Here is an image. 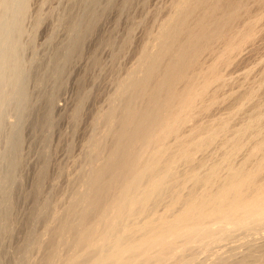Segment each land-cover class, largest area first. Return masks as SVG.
<instances>
[{
    "label": "rangeland",
    "instance_id": "1",
    "mask_svg": "<svg viewBox=\"0 0 264 264\" xmlns=\"http://www.w3.org/2000/svg\"><path fill=\"white\" fill-rule=\"evenodd\" d=\"M194 1L0 0V264H77L84 254L97 249L98 254H94L90 263L98 264L106 257L129 251V244L123 241L122 228L128 223L130 204H123L121 199L115 201L111 198L113 189H105L104 195L107 191L105 196H110L109 202L106 206L101 202L100 206L110 210L122 204L115 221L123 223L117 227L114 222L115 227L112 224L109 228L104 226L105 229L98 221L100 215L88 214L90 204L96 189L103 187L102 183L112 176L109 172L101 175L99 170L103 171L110 162L121 158L120 155L117 157V151L130 138L132 130L127 123L136 121V117L127 118V130L123 129L118 141L116 133L119 126L122 129L121 121L130 109H136L134 113L144 109L147 112V99L143 97L147 92L144 90L148 91V86L150 88L160 78L158 74H150L152 69L154 66L161 69L167 64L166 53L178 35L182 21L193 22L201 16L198 11L191 15L189 8L195 6ZM240 2L242 8L239 11L243 15L240 13V22L235 23L233 30H240L245 23H253L257 35L251 44L233 56L231 64L222 67L221 80L210 82L213 86L221 83L218 106H211L212 102L204 98L208 105L201 99L203 102L198 100L201 102L198 106H202V110L213 107L211 112L207 111L210 114L206 112L199 118L197 105L195 111L189 113L191 116L195 112L189 117L195 119L197 116L201 123L210 121L211 127V121L216 120V127L214 122L213 128L208 130L212 129L211 132H202L196 139L213 135L216 130L215 141H219L195 156V160L204 162L196 161L199 176L206 174L213 164L221 166L220 175L225 173L229 143L243 131V123H253L252 129L256 124L264 128V4L260 0V3L256 0ZM216 15L213 20H221L219 15H222L226 24L233 23L227 13ZM218 44L221 45H212L213 54L205 52L201 55L200 70H205L221 56L223 44L219 41ZM141 81L143 89L139 90ZM138 90L145 94L140 95ZM241 95H245V99ZM249 96L252 97L250 100ZM234 97L244 100L239 99L242 104L238 102L236 108H232L238 101ZM256 107L261 114L259 110V114L253 112H257ZM223 119L228 123L225 120L222 124ZM259 120L262 123H258ZM187 130H184V136ZM248 131L241 134L247 133L245 138L254 141L255 134L251 129ZM244 136L245 145L250 141ZM141 149H136L137 154L145 157L144 162L148 165L153 153L146 154ZM243 150L237 154L236 162L243 158ZM110 153L116 159L109 158ZM179 158L173 161V164L177 161L173 168L162 175L163 180L171 177L174 170L181 173L186 168L182 160L185 157L181 156V163ZM221 161L225 163L221 164ZM100 178L104 180L102 183ZM185 185L183 193L191 184ZM201 190L197 193L204 191ZM218 200L224 202L222 198ZM162 209L159 206L153 215L158 217ZM263 218L251 217L242 224L245 228L236 226L230 230V235L219 231L212 238L202 240L201 244L188 245L194 255L188 252L185 261L179 264L187 261L185 264H241L242 261L244 264H264V223L260 226ZM174 219L173 213L168 214L157 223L163 224V229L156 227L141 240L150 241L167 234L168 225ZM250 221L257 226L253 227V223L248 226ZM205 241L210 243L205 245ZM139 242L137 238L130 246Z\"/></svg>",
    "mask_w": 264,
    "mask_h": 264
},
{
    "label": "bare ground",
    "instance_id": "2",
    "mask_svg": "<svg viewBox=\"0 0 264 264\" xmlns=\"http://www.w3.org/2000/svg\"><path fill=\"white\" fill-rule=\"evenodd\" d=\"M260 1L261 4H264V0ZM194 2L193 5L195 6L193 8L191 7L192 9L189 8L191 15H194L195 12L197 13L198 11L199 14L201 13V16L194 19L193 22H188L187 20L182 21L180 29L178 28L179 31L177 30L178 35H176V38L173 40V44L170 49H168L169 51L167 50V64L165 66L163 65V69L154 66L155 68L152 69L150 73L151 75L158 74V76L160 75V78L162 76V79H157L158 81L153 83L150 88L148 86V91L144 90L147 94L142 91L145 94L143 97L147 99V112L144 107L143 109L145 112L141 109L144 113L139 111L140 109L138 110L139 112L136 111L134 113L136 109L131 110L129 105L130 110L127 112L128 115L123 121H121V123L123 122V124H121L122 129L119 126L120 130L118 129L119 131L116 133V139L120 137L121 133L123 134L122 131L124 128V131L127 130V124H129L132 129V132L130 131V138L128 137L127 142L122 147L119 145V148L118 144H116L119 148L117 151V157L120 155L121 158L113 162L109 161L111 164L109 163L108 167H105L106 169L102 168L103 171L99 170L101 175L102 173L109 172V174L112 173V176L107 181L103 180L106 177V174L103 175L105 176L104 178L101 177L103 179L100 178L101 183L104 181V183H102L103 187H98L96 189V195H94V200L90 204L88 214L100 215V220L98 221H100L101 227L104 229L106 226V228H109L108 225L112 224V227H115L114 222H116L115 220L118 216L119 209L122 208V204H117L110 210L107 208L104 209L100 206L99 203L101 202H105V206L108 204L107 201L109 202L107 199L108 197L110 198V196H105L108 192L106 191V194L104 195V191L107 188L108 190L113 189L114 194H111V198H114L115 201L121 199L123 204L128 203L131 207L127 215L128 221L126 222L128 223L122 228L124 229L123 241L129 244V251L119 253L115 256L106 257L102 262L98 261L101 257L100 252L97 256L98 264L103 262V264H166L167 262L168 264H179L185 261L186 256L189 255L188 252L192 254L190 251L191 247L189 248L188 245L195 244L196 242H200L201 244L202 240L212 238V236L219 233V231H222V233L225 231L224 234L230 235L231 229L242 225L245 221H249L248 219H251V217H254V219H257L258 217L260 220L261 217H264V172H261V170L264 169V128L260 126L261 124L258 126L256 124L252 129L251 126L253 123L251 125V122H245V120L241 119L245 122L243 123V128L241 127L242 130L248 131L251 129L255 134V140L253 141L247 138L251 143L248 142L244 145L245 142L243 143L244 139H242L244 135L241 134L243 131L238 132V130H235V132H238L239 137H237L238 134L236 133L237 135H235L234 132L236 138L229 143L230 153L226 158L227 165H225L226 171H224V175H220L221 172H219V168L221 166L214 164L210 169L208 167V172L205 170V172H207L206 174L204 173L205 175L201 172V174H203L202 176L198 175L200 171L196 174L197 171L195 169L197 165V159L195 160V156L198 152L201 150H204L205 152L207 150L206 147H209V150L211 145L213 146L214 142H217L215 141L217 137H215L216 135L214 136L216 130H214L213 135H208L207 137L196 141L200 133L211 132L212 130L208 131L211 127L209 124L210 121L207 123L204 121L208 124L206 125L204 122L201 123L199 118L220 103L218 91L221 88V83H214L216 86H213V83L210 85V82L212 80H219L221 78L222 67L231 64L233 56L240 53L244 46H248V44L253 42L257 35V27H255L256 25L253 23H245L240 30H233V28H235V23L238 21L240 22V13L242 14V11H239V9L242 8L240 7L242 4L240 0H195ZM223 2L224 5L222 4ZM257 2L260 3L259 0H256V3ZM218 12L221 14L222 12L225 14L227 13V15L229 14L230 16L228 15V17L232 19L231 21H233V23L230 24L229 21L228 24L230 25L226 24L225 21H223L226 18H223L222 15H219L221 20L219 18V20H213L216 13V16H218ZM247 13L250 15L249 12H246V14ZM251 21L252 20L249 22ZM255 23L257 24V21ZM238 27L239 26H236V28ZM218 41L223 44V48L220 49L222 51L221 56L218 58L216 57V61H214V63L211 62V65L208 64V67L205 68V70H203L204 68L200 70L201 55L205 52H215V50L212 51V45L214 43L217 44V46L221 45L218 44ZM159 72L162 75L159 74ZM151 75L149 77H151ZM150 80L152 79L150 78ZM142 83V81L139 83V90L143 89ZM209 85L214 88L212 87L210 89ZM252 90L253 89H251L250 92ZM140 92L141 91H139V94ZM143 93L140 95H144ZM247 94L248 93H246V96ZM243 96L246 97L245 95ZM244 97L243 99H245ZM250 97L251 96H249V100ZM204 98H206V101L208 100L209 102H212L211 104L209 103L213 106L210 107L212 109H209V106H207L208 102H205ZM201 99H203L205 104L207 103V105H204L207 106L205 110L203 108L204 111L202 110V106H198L201 104L198 100ZM234 99H238V101L236 102L237 104L234 102L235 100L233 101L235 105L232 108H236V105H239L242 100L240 97H234ZM146 101L144 104H146ZM196 105L201 109V111L198 109L201 116L197 112ZM239 107L238 110H240ZM261 108H263V105L260 109ZM195 109L197 114L194 113L198 115L199 118H197V116H195V119H193L194 117L190 118L194 113L191 116L189 113L193 112V110L195 111ZM256 110L257 112H253L259 114L260 110L257 107ZM233 111L235 114L236 111ZM140 112L143 115L137 114ZM209 114L210 113H208V115ZM237 114L238 111L236 115ZM256 114L254 116L257 117ZM131 116H133V118L136 117V121L132 120L129 122L127 118H130L131 120ZM248 116L250 117V115ZM261 117L262 116H260V118ZM142 118L144 119L143 121H141ZM196 118L201 124L196 122ZM225 120L226 119H223V121L221 120L222 124L226 123H223ZM255 120H253L254 123ZM215 121L216 120H214V122ZM247 121H249V119ZM126 122L129 123L125 125ZM211 122L214 125V122ZM217 122L219 123V121ZM259 122L260 120L258 123ZM262 122L264 123V121ZM203 124L205 125L203 126ZM213 125L211 128H213ZM225 126L228 125L226 124ZM215 127L216 122L214 128ZM223 129L228 130V128ZM184 130H187L188 135L186 134V136H184ZM182 132L184 134H182ZM246 134L244 138L246 137ZM252 137L253 136H251V138ZM120 138H122V136ZM117 140L119 141L120 139ZM229 140H226V142H229ZM221 142H223V140ZM114 143H116V141ZM139 147L144 149L143 152H146V154L153 153L151 154L152 160L150 163L148 162V165L144 162L145 159L143 158L145 157L142 158L137 154L136 149H139ZM241 149H244L243 152L245 151L243 158H239L241 161L238 159L239 161L236 162V156L242 151ZM200 153L201 152H199V154ZM110 155L109 158L112 157L113 159H116L114 158L116 154L115 156L113 155L114 157L111 153ZM181 156L185 157L182 159L186 166V168H184L185 171L182 170L183 172L181 173H175L174 170V174L171 177L168 176L166 177L168 178L167 180H163L162 175L170 171L173 168L172 165L177 163V161H175L173 164V161L176 158H181ZM180 158L179 163H181ZM201 162L202 164L204 163L203 161ZM222 162L223 161H221V164ZM223 163H225V161ZM189 179L191 180V183L188 182ZM98 182L99 177L97 183ZM186 182L189 183L186 185H191L190 187H187L188 189L184 188L186 191L183 193V187ZM97 185L101 186V184ZM200 189L204 191L198 194L197 192ZM113 192L111 191V193ZM218 198L224 199V202H219ZM209 204H212L211 207ZM109 205H111V203H109ZM159 206H162L163 208L162 213L156 217L153 215V212ZM172 213L175 215V219L168 225L169 230L167 231V234L158 235L150 241L141 240L142 237L148 235V233L154 228L159 227L160 229H163L164 225L157 223L161 222L164 217ZM262 220H264V218ZM187 221H191V223L185 224ZM257 221L255 223L258 224ZM252 223L253 222H251V224L246 223V225H253L254 223ZM262 223H264V221H261L260 226H262ZM116 224L117 227L118 225L120 227V224L123 223L118 224V222H116ZM254 226L257 225L254 224L253 227ZM243 228H245V226H243ZM243 228L240 230H243ZM122 229L121 231H123ZM236 230L239 229L236 228ZM118 231H120V229H118ZM225 236L226 235L223 237L225 238ZM137 238L140 239V242L135 246H130L132 242L137 240ZM220 239H222V236ZM208 243L210 242L207 241L205 245ZM194 249L196 248L193 247V250ZM97 250L96 252L93 251L84 254L81 260H78L79 262L77 264H89L92 261L94 254L97 253ZM192 255H194V252ZM261 257L263 258V256ZM187 262H184V264ZM243 262L244 261H242L241 264H244Z\"/></svg>",
    "mask_w": 264,
    "mask_h": 264
}]
</instances>
